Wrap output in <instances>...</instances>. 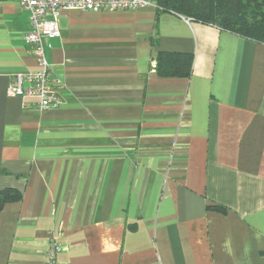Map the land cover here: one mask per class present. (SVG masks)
Returning a JSON list of instances; mask_svg holds the SVG:
<instances>
[{"label": "crops", "instance_id": "0c3cea01", "mask_svg": "<svg viewBox=\"0 0 264 264\" xmlns=\"http://www.w3.org/2000/svg\"><path fill=\"white\" fill-rule=\"evenodd\" d=\"M157 3V0H150ZM62 103L9 92L40 65L0 0V264H264V42L157 7L67 9ZM160 53L192 56L158 71Z\"/></svg>", "mask_w": 264, "mask_h": 264}, {"label": "built area", "instance_id": "2783aa9c", "mask_svg": "<svg viewBox=\"0 0 264 264\" xmlns=\"http://www.w3.org/2000/svg\"><path fill=\"white\" fill-rule=\"evenodd\" d=\"M19 3L29 13L31 29L25 39L32 46L40 69L12 74L8 90L21 98L36 99L35 106L39 110L57 108L62 103L57 87L62 81L52 74L46 56V40L61 35L59 20L64 10L113 11L157 7L150 0H19ZM68 247L53 237L49 242L48 259L43 264H61L57 255Z\"/></svg>", "mask_w": 264, "mask_h": 264}, {"label": "trees", "instance_id": "16d2710c", "mask_svg": "<svg viewBox=\"0 0 264 264\" xmlns=\"http://www.w3.org/2000/svg\"><path fill=\"white\" fill-rule=\"evenodd\" d=\"M158 10L176 12L187 18L214 24L246 38L264 42V0H157ZM192 56L183 53H160L159 73L171 76L183 71ZM20 198V193L6 188L0 192V211L7 202Z\"/></svg>", "mask_w": 264, "mask_h": 264}]
</instances>
